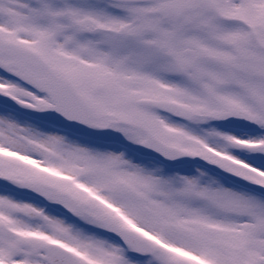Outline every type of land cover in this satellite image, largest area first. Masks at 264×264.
Here are the masks:
<instances>
[{
	"label": "snow or ice",
	"instance_id": "snow-or-ice-1",
	"mask_svg": "<svg viewBox=\"0 0 264 264\" xmlns=\"http://www.w3.org/2000/svg\"><path fill=\"white\" fill-rule=\"evenodd\" d=\"M0 264H264V0H0Z\"/></svg>",
	"mask_w": 264,
	"mask_h": 264
}]
</instances>
